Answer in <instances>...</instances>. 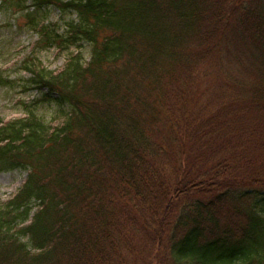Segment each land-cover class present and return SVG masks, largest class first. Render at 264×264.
Here are the masks:
<instances>
[{
  "label": "trees",
  "instance_id": "16d2710c",
  "mask_svg": "<svg viewBox=\"0 0 264 264\" xmlns=\"http://www.w3.org/2000/svg\"><path fill=\"white\" fill-rule=\"evenodd\" d=\"M17 4L68 57L25 64L41 97L0 124V172L28 171L0 264H264V0Z\"/></svg>",
  "mask_w": 264,
  "mask_h": 264
},
{
  "label": "rangeland",
  "instance_id": "374dc122",
  "mask_svg": "<svg viewBox=\"0 0 264 264\" xmlns=\"http://www.w3.org/2000/svg\"><path fill=\"white\" fill-rule=\"evenodd\" d=\"M9 0H0V73L3 79L11 83L0 84V124L9 123L25 116V108L22 105L31 103L34 99L40 98L39 92L25 91L23 82L29 79L27 71L23 70L25 64H33L32 68H48L54 73L64 69L67 62V52L58 51L55 48L43 49L39 44V35L33 30L32 16L26 12L22 13L21 8ZM25 5L30 7L31 2ZM30 8L28 12H33ZM33 17L40 18L43 24H49L60 32L65 31L66 22L72 18L70 13L61 14L56 8L43 9L34 12ZM84 55L87 60L91 56L89 45L83 44ZM75 50L74 48H72ZM71 49V50H72ZM60 108L57 104H45L38 107V113L49 124L56 126L60 122L58 113ZM28 176V171L16 170L11 172H0V206L12 199L17 191L23 186Z\"/></svg>",
  "mask_w": 264,
  "mask_h": 264
}]
</instances>
